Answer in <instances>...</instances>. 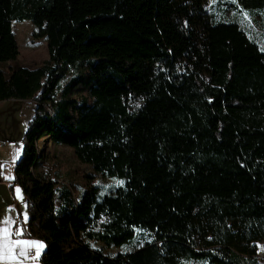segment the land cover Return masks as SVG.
<instances>
[{
  "label": "trees",
  "instance_id": "16d2710c",
  "mask_svg": "<svg viewBox=\"0 0 264 264\" xmlns=\"http://www.w3.org/2000/svg\"><path fill=\"white\" fill-rule=\"evenodd\" d=\"M208 4L0 0V100L36 104L10 183L42 264H260L264 50ZM15 19L46 38L47 61L4 66L20 53ZM45 135L124 184L59 186L36 169ZM138 228L151 240L131 251L91 244H128Z\"/></svg>",
  "mask_w": 264,
  "mask_h": 264
},
{
  "label": "rangeland",
  "instance_id": "374dc122",
  "mask_svg": "<svg viewBox=\"0 0 264 264\" xmlns=\"http://www.w3.org/2000/svg\"><path fill=\"white\" fill-rule=\"evenodd\" d=\"M207 9L212 13L215 21H237L244 31L257 41L260 48L264 50V37L262 35V32L264 33V7L243 8L237 0H209ZM245 25L248 28L252 26L253 29L250 31ZM13 30L19 42L20 53L16 59L4 63L5 67L10 63L35 67L47 61L49 58L47 40L45 37L34 35V27L30 20H13ZM8 100L18 101L19 99L10 98ZM28 101L32 103L31 100ZM1 102L0 111L3 109ZM29 116L27 114L26 120L29 119ZM26 120L20 117L18 112H0V137L2 134H9L8 138L11 141L12 150L13 148L17 150L18 157L22 150L23 135L29 122ZM37 144L40 158H42L36 167L37 171L49 178L57 179L59 186L74 187L76 194L86 189L89 184L97 185L102 193L124 184V180L121 178L105 177L96 172L91 164L82 162L77 158L72 147L53 142L50 136H42ZM148 240H151V235L138 228L135 238L128 244L108 246L95 240L91 241V244L96 248L103 249L105 253L115 254L131 251ZM258 252L260 264H264V241L259 242ZM191 264L196 263L192 262Z\"/></svg>",
  "mask_w": 264,
  "mask_h": 264
},
{
  "label": "crops",
  "instance_id": "0c3cea01",
  "mask_svg": "<svg viewBox=\"0 0 264 264\" xmlns=\"http://www.w3.org/2000/svg\"><path fill=\"white\" fill-rule=\"evenodd\" d=\"M245 26L248 28L247 25ZM252 29V26L248 28V30L250 31ZM262 35L264 37L263 32ZM0 101H2L1 106L3 107L0 112H18L19 116L24 118L25 120L27 114L30 115V119L35 112L36 104L29 103L27 99H19L18 101L4 99ZM29 119H27L26 122ZM8 136L9 134H2V136L0 137V228L10 227V230L13 232V234L17 230H22L21 236H12V239L14 240L23 239L41 242L44 245L39 255L41 260V255L45 250V243L41 239L28 234L27 222L29 213L27 209L26 195L18 184H15L13 188L11 187L10 179L13 177L14 165L19 157L17 155V150L15 148H13L12 150V145L10 143L11 141ZM41 159L42 158H40V160ZM17 188L20 190L19 194L16 192ZM19 197H22V199ZM25 216L27 217V219H25ZM8 218H10V224L6 225L4 221ZM30 250H32L31 256ZM30 250L29 258H22L20 264H42L41 261H35L31 259L32 256H35V249L33 248ZM0 264H15V262L3 261L0 262Z\"/></svg>",
  "mask_w": 264,
  "mask_h": 264
},
{
  "label": "snow or ice",
  "instance_id": "6c2138e0",
  "mask_svg": "<svg viewBox=\"0 0 264 264\" xmlns=\"http://www.w3.org/2000/svg\"><path fill=\"white\" fill-rule=\"evenodd\" d=\"M16 192L19 194L20 190L17 188ZM22 199V197H19ZM25 219L27 217L25 216ZM6 225L10 224V218L4 221ZM21 236L22 230H17L14 234L10 230V227L0 228V262L8 261L20 264L22 258H29V250L35 249V256L31 259H38L41 250L44 245L38 241L23 240V239H12V236Z\"/></svg>",
  "mask_w": 264,
  "mask_h": 264
},
{
  "label": "built area",
  "instance_id": "2783aa9c",
  "mask_svg": "<svg viewBox=\"0 0 264 264\" xmlns=\"http://www.w3.org/2000/svg\"><path fill=\"white\" fill-rule=\"evenodd\" d=\"M32 255V250H30V256ZM35 261H41L40 260V256L38 257V259H36Z\"/></svg>",
  "mask_w": 264,
  "mask_h": 264
}]
</instances>
